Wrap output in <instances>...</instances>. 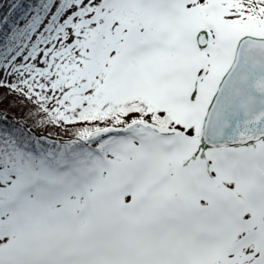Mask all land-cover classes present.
Segmentation results:
<instances>
[{
  "label": "snow or ice",
  "instance_id": "obj_1",
  "mask_svg": "<svg viewBox=\"0 0 264 264\" xmlns=\"http://www.w3.org/2000/svg\"><path fill=\"white\" fill-rule=\"evenodd\" d=\"M32 12L0 33V264H264V0Z\"/></svg>",
  "mask_w": 264,
  "mask_h": 264
},
{
  "label": "trees",
  "instance_id": "obj_2",
  "mask_svg": "<svg viewBox=\"0 0 264 264\" xmlns=\"http://www.w3.org/2000/svg\"><path fill=\"white\" fill-rule=\"evenodd\" d=\"M10 0H0V2L3 3V7H0V33L6 32L10 30L13 23H19V25L22 27L24 24L23 17L25 14L28 16L33 15L32 8L36 5L37 0H19L21 7H24L23 12L21 15H14L12 22H9L7 24L4 23V19L1 18V14H4L5 7L9 3ZM26 6V8H25ZM6 94V90H0V96H4ZM14 96H6L5 99H3L2 102H0V111H6L8 113L9 119L5 122H3L5 127L12 128L15 124L16 120H20L24 116L25 110H21L19 107H13V102L15 101ZM31 122L29 121V124ZM37 132H40V134H47V132L51 131L53 132L54 136L59 139H68L67 136H65L60 130L58 129H36Z\"/></svg>",
  "mask_w": 264,
  "mask_h": 264
},
{
  "label": "rangeland",
  "instance_id": "obj_3",
  "mask_svg": "<svg viewBox=\"0 0 264 264\" xmlns=\"http://www.w3.org/2000/svg\"><path fill=\"white\" fill-rule=\"evenodd\" d=\"M15 4L16 7L14 10L10 11V6ZM26 8V6H25ZM24 7H21L20 1L19 0H10L9 3L5 7V12L4 14H1V18L4 19V17H8V21L12 22L13 16L14 15H21L23 12ZM9 31V30H8Z\"/></svg>",
  "mask_w": 264,
  "mask_h": 264
}]
</instances>
